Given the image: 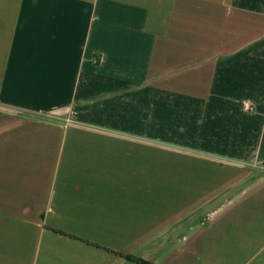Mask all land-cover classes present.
<instances>
[{
	"label": "crops",
	"instance_id": "1",
	"mask_svg": "<svg viewBox=\"0 0 264 264\" xmlns=\"http://www.w3.org/2000/svg\"><path fill=\"white\" fill-rule=\"evenodd\" d=\"M126 256L264 264V0H0V264Z\"/></svg>",
	"mask_w": 264,
	"mask_h": 264
},
{
	"label": "trees",
	"instance_id": "2",
	"mask_svg": "<svg viewBox=\"0 0 264 264\" xmlns=\"http://www.w3.org/2000/svg\"><path fill=\"white\" fill-rule=\"evenodd\" d=\"M64 234V233H63ZM68 235V234H67ZM71 236V235H69ZM126 259L130 262H134V263H138V264H150L149 262L147 261H144L142 259H139V258H136V257H133V256H126Z\"/></svg>",
	"mask_w": 264,
	"mask_h": 264
}]
</instances>
